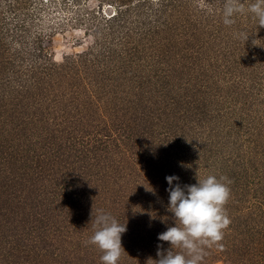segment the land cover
Here are the masks:
<instances>
[{
	"label": "rangeland",
	"instance_id": "rangeland-1",
	"mask_svg": "<svg viewBox=\"0 0 264 264\" xmlns=\"http://www.w3.org/2000/svg\"><path fill=\"white\" fill-rule=\"evenodd\" d=\"M252 2L226 26L224 0H0V264H101V209L126 223L118 264H154L166 177L209 175L231 181V229L202 264H264Z\"/></svg>",
	"mask_w": 264,
	"mask_h": 264
},
{
	"label": "clouds",
	"instance_id": "clouds-1",
	"mask_svg": "<svg viewBox=\"0 0 264 264\" xmlns=\"http://www.w3.org/2000/svg\"><path fill=\"white\" fill-rule=\"evenodd\" d=\"M245 11L242 0H224L223 23L231 26L235 23L234 16ZM247 12L253 15L257 25L264 27V0H254L247 7ZM247 41L249 35L240 33ZM169 188L167 211L173 214L175 226L158 234V240L169 242L170 248L163 249L162 244L157 246L158 260H151L154 264H202L207 254L206 249L213 246L220 249L224 238V230L231 220L227 214V204L231 189L227 177L217 179L209 175L198 179L197 183L184 185L173 184L179 181L177 176L166 177ZM93 234L85 242L95 246L100 252L101 264H118L124 251L121 236L126 232V223L118 222L111 214L98 210L93 216ZM179 249V251H176Z\"/></svg>",
	"mask_w": 264,
	"mask_h": 264
},
{
	"label": "trees",
	"instance_id": "trees-1",
	"mask_svg": "<svg viewBox=\"0 0 264 264\" xmlns=\"http://www.w3.org/2000/svg\"><path fill=\"white\" fill-rule=\"evenodd\" d=\"M230 229H231V223H230V225L228 226V228H227V229H225V231H226V232H229V231H230Z\"/></svg>",
	"mask_w": 264,
	"mask_h": 264
}]
</instances>
